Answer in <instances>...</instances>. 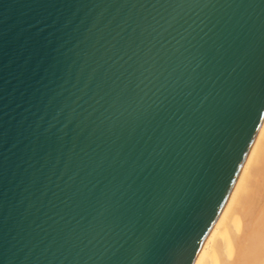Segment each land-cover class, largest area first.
Segmentation results:
<instances>
[{"label":"water","instance_id":"water-1","mask_svg":"<svg viewBox=\"0 0 264 264\" xmlns=\"http://www.w3.org/2000/svg\"><path fill=\"white\" fill-rule=\"evenodd\" d=\"M264 123V0H0V264H197Z\"/></svg>","mask_w":264,"mask_h":264},{"label":"bare ground","instance_id":"bare-ground-1","mask_svg":"<svg viewBox=\"0 0 264 264\" xmlns=\"http://www.w3.org/2000/svg\"><path fill=\"white\" fill-rule=\"evenodd\" d=\"M197 264H264V123Z\"/></svg>","mask_w":264,"mask_h":264}]
</instances>
